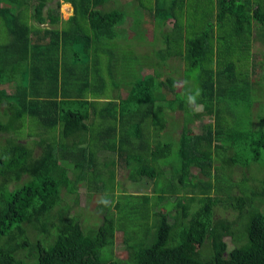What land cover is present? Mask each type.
Returning a JSON list of instances; mask_svg holds the SVG:
<instances>
[{
    "label": "trees",
    "instance_id": "trees-1",
    "mask_svg": "<svg viewBox=\"0 0 264 264\" xmlns=\"http://www.w3.org/2000/svg\"><path fill=\"white\" fill-rule=\"evenodd\" d=\"M31 1L0 0V28L11 38L0 39V264H264V177L251 189L248 174L254 165L264 172V109L253 111L254 77L264 81L254 52L255 40L264 42V0H211L212 20L200 32L185 21L202 0H135L158 27L172 24L159 56L183 57L188 73L200 72L191 102L162 73L125 98H104L108 86L91 81L85 57L117 38L130 3L104 13L98 7L109 0H63L74 8L63 21L53 8L44 14L53 0H38L25 20ZM184 38L185 51L171 45ZM161 105L184 111L190 125L175 143L162 140ZM148 134L161 136L158 149ZM174 148L178 161H170ZM117 168L152 192L115 200L124 187ZM191 177L195 185L184 187ZM83 182L102 194L91 212L101 221L88 230L66 202ZM119 231L127 258L112 249Z\"/></svg>",
    "mask_w": 264,
    "mask_h": 264
},
{
    "label": "rangeland",
    "instance_id": "rangeland-1",
    "mask_svg": "<svg viewBox=\"0 0 264 264\" xmlns=\"http://www.w3.org/2000/svg\"><path fill=\"white\" fill-rule=\"evenodd\" d=\"M61 1V8L57 10V0H55L56 4H52L51 8H53L54 12L56 13L59 11L62 14V18L66 21L69 20L70 17H72L73 13L70 12L71 5L64 4L62 0ZM128 6V18L127 25H124L122 27H118L119 35L116 39L113 41H108L106 39H102L103 48H101L100 51H95L94 49L89 50V53L85 57L87 60L86 66L88 71H90V79L94 82H97V80H100V84H106L107 92L109 93L108 96H104V98L112 96V94H118L120 93L122 98H125L129 91L135 87V83L137 81H140L143 79V77L147 76L148 74H157L162 73V77H160V80L164 81L167 78H173L176 80V91L175 94H178V96H182L186 101L191 102L193 101V96H191L192 92L195 90V79H197L199 76H196L198 73H200L198 70L193 69L192 74L190 72H187V69L189 68L186 64V61H182L183 57L175 58L170 57L167 53L165 58H162L159 56L160 50L168 49V43H167V37L166 35L169 34V31L164 33L162 32L165 28L169 29L171 28V23H169V26L165 27H158V20L155 18L154 21L151 19L152 12H150L148 9L142 10L140 9V3L135 0H109L106 4H103V6L100 8L102 12H110L116 9H119L121 11H125L127 4ZM200 3L203 5L202 8H196L193 6L190 7V14L191 18H188L186 20V24H194V26H197L198 32H200V27L204 26L203 24H206V21H211L212 19V13L215 10L214 6L212 4L211 0H202ZM37 2L35 0L31 1L30 6H28L26 9L23 10V13L25 15V20H28L29 17H32L34 14L33 5H37ZM11 6V4H8ZM147 16V17H146ZM148 17H150L148 19ZM206 17V18H205ZM202 19V21H201ZM63 20V21H64ZM3 20L0 19V23ZM152 21V22H151ZM33 23H35L34 20H32ZM157 22V23H156ZM132 23V25H131ZM155 23V25H153ZM202 24V25H201ZM63 24L60 25V27ZM42 27V26H40ZM154 28V30H153ZM156 37L152 39L153 31ZM171 32V31H170ZM196 32V31H195ZM257 35V34H256ZM255 35V37H257ZM0 39L3 41H11V38L7 34L6 29L0 28ZM109 39V38H108ZM261 38H257L255 40V48L254 52H260V58L258 60V63L256 67L260 68V62H264V42H261ZM184 43V44H182ZM185 43L186 39L184 38L183 41L179 42H171V45H179L181 49V45L184 47L185 51ZM179 47L175 46V50L179 49ZM180 51V50H178ZM115 52V56H114ZM173 55V54H172ZM95 63H100L97 67L100 68L99 70H95ZM156 68V69H155ZM262 71V69H261ZM261 71H257L261 75ZM195 75V77L188 78L187 76ZM247 74V72H246ZM250 74H252L250 72ZM261 78V77H260ZM255 82L257 83L256 86H254V96L256 99L255 104V110L256 114L264 109V81L261 82L259 80V77H254ZM113 82H115V85H113ZM256 87V88H255ZM11 88H7V91L11 94ZM128 89V90H127ZM164 105H161V109L156 111V118L158 120H163L165 124L166 132H164L162 135V140L169 139L173 143L177 142V138L181 134L182 125H187V128L190 126L188 124V121L185 119V113L184 111L178 109L176 113L171 111L169 107H163ZM198 106L196 110L199 112L201 111V107ZM182 111V112H179ZM250 119L249 116H244V122L243 124H247V121ZM209 122V121H208ZM249 122V121H248ZM193 131L195 134L201 133L203 128H201L200 122L195 123L194 125H191ZM190 127V128H191ZM144 130V127L142 128ZM139 132V131H138ZM152 138V147L155 149H158L162 143L157 142L161 136L155 137L152 134H148ZM34 139V138H33ZM177 148V147H175ZM174 148V151H172V155L170 158V161H178V157L176 154V150ZM49 152V151H47ZM67 167H71L67 165ZM165 167V166H164ZM167 170L166 174H168V183L174 178L173 172L170 167L165 168ZM131 171V170H130ZM241 170L237 171L240 172ZM196 169H192V174L196 173ZM253 172V174H252ZM235 174V179H239L241 175L238 173ZM249 177H252L256 179L255 182L251 181L253 186L249 187L251 189L258 187L259 180H261L264 177V172L262 169H260L259 165H254L250 171H249ZM254 177H253V176ZM193 177V175H192ZM192 177L190 179H192ZM127 172L123 169L117 168V180L124 183V187L122 191L116 189L115 190V200H119L120 195H142V194H150L152 191V187H145L142 183H131L128 182ZM194 181L193 179L191 182H187L184 187L186 186H194L195 183H192ZM241 182V178L238 180V183ZM176 183V182H174ZM178 183V182H177ZM242 185V182L240 183ZM90 187L86 185L85 182L83 184H79L78 188V194L71 196L69 198H66V202L70 203V207L72 208L73 213H71L72 218H78L81 220H86L84 226L85 228H93L96 225L99 224V220L101 221L102 215H97L95 217L94 212H98V206L99 202L102 199V194H100L97 191L89 190ZM125 191V194H124ZM78 199V202L75 204H72L74 199ZM114 211H116L113 208ZM94 211L93 213H91ZM165 211V209H163ZM77 212V213H76ZM91 214V215H90ZM102 223V222H100ZM88 230V229H87ZM123 233L119 231L117 233V239H116V245L115 248H112L114 250L115 255L118 258H127L128 254L125 249V245L122 241ZM198 248L193 247L192 253L195 256H198Z\"/></svg>",
    "mask_w": 264,
    "mask_h": 264
},
{
    "label": "crops",
    "instance_id": "crops-1",
    "mask_svg": "<svg viewBox=\"0 0 264 264\" xmlns=\"http://www.w3.org/2000/svg\"><path fill=\"white\" fill-rule=\"evenodd\" d=\"M57 1H60V0H57ZM62 1H63V0H62ZM54 3L56 4L55 0H53V2H50V3L47 5V7L44 9V14H48V12L52 9V8H51V7H52L51 5L54 4ZM63 3H64V4H69V5H71V10H70V12L73 13V15H74V10H73L74 8H73L72 4H70V3H65L64 1H63ZM102 6H103V5H100V6L98 7V9L100 10V8H101ZM60 8H61V7H60ZM118 10H120V8H119ZM56 13H57V12H56ZM58 13H59V12H58ZM60 14H61V13H60ZM73 15H72V16H73ZM60 16H61V18H62V14H61ZM70 18H71V17H70ZM70 18H69V19H70ZM62 19H63V18H62ZM63 20H64V19H63ZM64 21H65V20H64ZM66 21H68V20H66ZM43 26L46 27L47 25H42V27H43Z\"/></svg>",
    "mask_w": 264,
    "mask_h": 264
},
{
    "label": "water",
    "instance_id": "water-1",
    "mask_svg": "<svg viewBox=\"0 0 264 264\" xmlns=\"http://www.w3.org/2000/svg\"><path fill=\"white\" fill-rule=\"evenodd\" d=\"M74 10V9H73Z\"/></svg>",
    "mask_w": 264,
    "mask_h": 264
}]
</instances>
